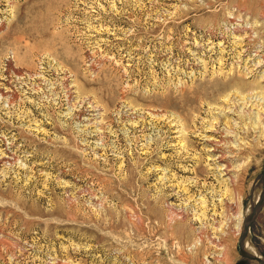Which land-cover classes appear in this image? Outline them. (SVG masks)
<instances>
[{"label": "rangeland", "instance_id": "obj_1", "mask_svg": "<svg viewBox=\"0 0 264 264\" xmlns=\"http://www.w3.org/2000/svg\"><path fill=\"white\" fill-rule=\"evenodd\" d=\"M263 174L264 0H0V264H259Z\"/></svg>", "mask_w": 264, "mask_h": 264}, {"label": "water", "instance_id": "obj_2", "mask_svg": "<svg viewBox=\"0 0 264 264\" xmlns=\"http://www.w3.org/2000/svg\"><path fill=\"white\" fill-rule=\"evenodd\" d=\"M262 184L263 188L261 190V194L259 197V202L257 203V205L252 209L251 213H249L248 217L246 218V221L244 223V232L242 237L240 238L239 241V245H240V253L241 256L245 259H251L254 261H257L259 264H264V259H259L256 256L250 254L248 251L245 250L244 248V241L246 240V238L248 236H251V224L253 222V220L255 219V217L257 216L256 214L258 213V211L260 210V208L262 207L263 203H264V174L262 175V179L260 181V185ZM259 185V186H260Z\"/></svg>", "mask_w": 264, "mask_h": 264}, {"label": "bare ground", "instance_id": "obj_3", "mask_svg": "<svg viewBox=\"0 0 264 264\" xmlns=\"http://www.w3.org/2000/svg\"><path fill=\"white\" fill-rule=\"evenodd\" d=\"M223 170V169H222ZM259 190V189H258ZM261 190L262 188H260V190L257 192L256 196H255V203L257 202V200L259 199L260 197V194H261ZM255 195V193H254ZM253 195V197H254ZM256 205L253 206V208L255 207ZM249 212V211H248ZM249 215V214H248ZM247 215V217H248ZM246 221V220H245ZM241 228V232L243 233L244 232V225H243V229H242V226L240 227ZM248 238V237H247ZM246 238V240L244 241V248L246 251H248L250 254L256 256L257 258L259 259H264L263 256L260 255L259 251L253 247V245L250 244L249 240Z\"/></svg>", "mask_w": 264, "mask_h": 264}]
</instances>
